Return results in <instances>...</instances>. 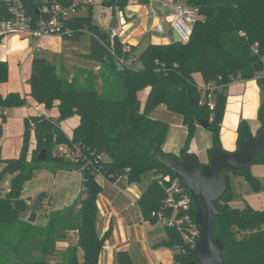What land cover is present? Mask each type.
<instances>
[{"label": "trees", "instance_id": "16d2710c", "mask_svg": "<svg viewBox=\"0 0 264 264\" xmlns=\"http://www.w3.org/2000/svg\"><path fill=\"white\" fill-rule=\"evenodd\" d=\"M130 1L103 0L101 5L115 14L116 11L124 12ZM135 1L142 5L149 3V0ZM174 1L198 10L199 18L187 43L149 44L135 57L136 47L124 45L117 36L111 39V31L93 24L92 7H89V16H74L66 22L72 33L62 39L78 40L88 35L90 51L88 55H81V59L95 63L96 72L76 66L68 70L60 58L57 64L42 57H32L27 80L29 94L26 95L47 111L57 107L58 119L53 121L45 115L26 118L19 156L2 160L0 155V162H3L0 184L5 176L10 177L8 190L3 193L0 187V264H99L109 230L102 237L96 231L97 199L102 192L96 173L111 181L125 177L129 184L140 183L147 173L174 177L157 157L159 154L172 156L162 151L166 123L151 117L160 106L180 115L188 131L178 158L188 154L196 125L201 120L210 123L208 129L214 132V144L208 151L210 160L214 147L219 145L215 135L219 124L211 120L208 108L198 104L200 95L194 75L200 74L205 86L215 83L220 87L215 91L217 113L218 108L225 107V90L231 79L249 80L264 69L261 60L264 58V0ZM23 2L33 20L37 17L36 9L45 3L40 0ZM71 2L48 0L47 3L68 6ZM3 38L0 36V43ZM125 46L127 50H124ZM133 57L135 60L131 65L123 64ZM118 59H123V63ZM135 62L139 63L138 67ZM8 76L7 62L0 61V85L8 81ZM256 81L262 91L257 111L258 133L264 125V76ZM146 88L150 91L142 107L137 95ZM189 93L195 106L189 104ZM26 95L0 93V108L24 107ZM74 116L79 122L68 138L60 124ZM31 132L36 148L27 160ZM250 137L253 136L248 121L241 120L236 131V150ZM59 144L79 146L80 155L74 160L59 156L55 152ZM42 149L47 157L44 162H39L36 157ZM97 156L101 158L97 159ZM253 162L264 164V152L254 157L243 170L223 171L227 176V190L214 203L221 214L213 218L211 233L223 245L224 264L264 263V210L250 207L239 210L229 205L234 198L228 185L230 174L242 175L253 191L264 190V180L260 182L250 172L249 165ZM36 171L51 174L79 172L82 177L79 196L70 205L50 212L43 227L19 218L29 207L22 199L24 186L33 179ZM164 198L163 188L153 180L138 201L142 217L156 221L151 214L163 207ZM37 208L33 206V211ZM195 211L191 203L192 218ZM166 230L168 239L159 246H179L181 251L174 254L173 264H188L193 257L186 250L183 236L175 229ZM71 231L77 232L76 244L59 252L57 244L65 242ZM115 264L135 263L127 251H118Z\"/></svg>", "mask_w": 264, "mask_h": 264}, {"label": "rangeland", "instance_id": "374dc122", "mask_svg": "<svg viewBox=\"0 0 264 264\" xmlns=\"http://www.w3.org/2000/svg\"><path fill=\"white\" fill-rule=\"evenodd\" d=\"M40 1L45 3L48 2V0ZM129 7L135 8L132 3L129 4ZM74 16L87 17L89 16V12L87 9H83L76 12ZM90 16L93 24L99 26L102 29H106L107 31H111V33L116 32L120 38L127 40V42L133 45H136L134 51L135 56H138L142 51H144L146 46L149 44L151 37L157 36V34L154 32L157 24L156 22H154L155 20L150 14L143 13L142 15H140V18L136 16V18L129 19L127 18V12L125 11H116L115 14H113L110 8L98 4L92 7ZM114 17L118 21V27L114 30H109V25ZM157 17L158 19H163L168 24L167 26L162 24L166 29L162 34L165 35L166 33H168L167 28L169 29L170 27L171 21L173 19V14L170 16V18H165L166 16H163L161 14H158ZM128 26H130L129 29L125 30V28ZM131 28L133 30H136L132 32L133 30H131ZM145 28L147 30H150L149 34L147 33L148 37L142 42L135 41V39H137L136 36ZM133 33H135V35ZM126 34H128L127 37ZM12 38L13 36L7 35L2 39L0 43V61L7 62L9 68L8 81L0 85V93L3 95L11 92H16L22 95L25 93L29 94L27 75L29 78L32 60L31 57L33 56L42 57L57 64L60 58L62 59L61 62H63L64 60V63L66 64L68 70H71L72 67L76 66V68H86L96 72L95 68L97 67V65L95 63L81 59V55H88L90 51L88 35H83L78 40H64L62 39V37H51V44L46 48H41L40 52H35L34 54L32 53L35 42L30 37L26 36L20 39L18 38L16 40H13ZM30 54L32 55L30 56ZM138 66L136 64V67ZM236 80L240 81L239 78L232 79L233 82ZM246 82V84H248L247 86H249L250 84H254L258 90L257 92H254L255 95L252 94L251 96H245L244 103H246L247 106H251L252 101L262 99V91L259 89V86L254 78L249 79ZM198 83L200 85V81H198ZM218 88L220 87L218 86ZM145 92L146 89L138 93V99L142 107L144 106L146 101ZM26 100L27 104L24 107H19L21 114L18 115L17 112L13 115L8 113L6 117H0V147H2V160H6L5 158H17L19 156L24 130L23 119H25V117L37 115L38 112H36L37 110H35V108L41 109L44 113H46L47 118L53 121H57L58 119V111L56 107L47 111L42 107V105L33 101V99L29 95H26ZM151 117L154 120L166 123L167 133L164 143L165 148L167 149L166 154H171L172 156L177 157L181 148L186 143L188 135V131L183 125L182 117L178 114L167 111L165 107H159L158 109H156L151 114ZM76 118L71 117L61 122L60 127L66 137H70L73 129L76 127L78 123V119ZM217 135L219 139V145L222 148L220 144L219 131L217 132ZM33 136V132H31L29 138V147L34 144ZM213 138L214 132L210 129H204L200 125H196V127L194 128L193 135L189 141V151L192 150L200 165H204L207 162V141ZM29 154L30 152L28 149L27 160L31 159L28 157ZM2 166L3 162H0V168ZM249 169L252 175L258 178L260 182H263L264 164L253 162L249 165ZM157 177V175L155 176L152 173L143 175L141 182L136 183L138 185L137 190L140 192L144 191L147 185L151 183L152 180H156ZM6 178L7 177H4L0 184L1 192L3 193L8 190ZM122 178L121 181L125 183L126 178ZM81 179L82 177L80 178L77 173H75V175H71L68 172H57L55 174L42 173L39 176L35 177L33 180L25 184L22 192V199H27L31 202L30 206L27 209V212L30 214L33 211V206H35L34 203L38 196L37 193L43 191L46 194L45 205L43 206V208L38 207L35 210V213L37 215L36 223H43V220L46 219L45 217L48 216L50 212L59 210L66 205H69L68 202L72 196L75 197L73 200H75L79 196V194L81 193L82 185ZM96 179L102 182L103 177H101L100 175H96ZM228 185L234 196L233 200H231L229 204L232 208L242 210L246 207H250L254 210H264V190L257 192L253 191L251 187L247 183H245V179L242 175L240 176L230 174L228 176ZM102 194L103 192H101V195ZM43 198L44 197L42 195L41 205L43 202ZM97 224V230L101 233L100 223L97 222ZM262 228L264 229V224L262 225ZM110 236L111 232L109 231L105 239L108 240ZM158 249H161V251L164 253L162 254L164 257L169 256L170 251L175 253L174 247L171 248L166 246H158Z\"/></svg>", "mask_w": 264, "mask_h": 264}, {"label": "crops", "instance_id": "0c3cea01", "mask_svg": "<svg viewBox=\"0 0 264 264\" xmlns=\"http://www.w3.org/2000/svg\"><path fill=\"white\" fill-rule=\"evenodd\" d=\"M130 3H132L135 6V8H130L128 6L125 9V12H127V15H128L127 18L133 19V18H136V16L140 18V15H142L143 13L150 14L155 20L154 22H156L157 25L159 23H162L165 26H167L168 24L163 19H158L157 15L161 14L163 16H166L165 18H170V16L174 13V9L177 5H185L181 2H175L174 0H149V3L146 5H142L136 2L135 0H131ZM138 5H141V6H138ZM117 27H118V21H117ZM129 27L130 26L126 27L125 30H128ZM131 30L133 29L131 28ZM135 30L136 29H134L132 32H134ZM165 30L166 29L164 28V31L162 33H164ZM167 31L168 33L164 35L162 33L160 34L156 32L155 30L154 32L157 34V36L151 37L149 44L172 43L173 42V32L170 30V27L169 29L167 28ZM149 32L150 30H147L146 28L143 29L136 36L137 39H135V41L142 42L148 37ZM135 33L133 34L135 35ZM115 34L124 45L136 47V45H133L127 42V40L120 38L116 32ZM127 36L128 34H126V37ZM12 39L16 40L18 38L13 37ZM51 41H52L51 37H45L41 39L38 42V44L40 48H46L48 45L51 44ZM35 45H36V42H35ZM34 53L35 52H33L32 54ZM32 54H30V56ZM135 57L131 59V62H134ZM136 64L137 66L139 65L138 62H135L134 64L135 67H136ZM95 70H98V67H96ZM27 79H28V75H27ZM194 80L198 88L205 86L200 74H195ZM198 81H200V85ZM246 81L247 80L245 81L236 80L234 82L232 81L225 90L226 104L223 109L222 120L219 124V132H220V144L222 148L225 151L230 152V153L236 151V146H237L236 131H237L238 124L241 120L248 121L252 136H255L257 134V131L260 127V123L257 120V111L260 106L261 99L252 101L251 106H247L246 103H244L245 96H251L252 94L255 95L254 92L258 91L254 84L249 83L250 85L247 86L248 84H246L247 83ZM149 91L150 89L146 88L145 99ZM23 95H26V93ZM160 107L164 108V106H160ZM19 109L20 108H14L11 110H7V109L0 108V117H6L8 113L13 115L16 112L19 115L21 114ZM35 110H37L36 112H38L37 115L35 116H41V115L46 116V113H44L41 109L35 108ZM29 117H25V119ZM74 118H76V116H74ZM76 119H78V122H79V118L77 117ZM33 141H34V144H32V146L29 147V152H30L28 156L29 158H31V155L36 148V142H35L34 136H33ZM213 141H214V138L207 141L208 151L213 147V144H214ZM0 151H1L0 152V155H1L2 147H0ZM162 151L167 153V149L165 148V145H163ZM188 154L195 156L192 150L188 151ZM179 156H180V152L177 157ZM208 162H209V155L207 157L206 164ZM60 172H64V171H60ZM42 173H49V172L36 171L34 173L33 179ZM75 173H77L79 177L81 178V174L79 172H71L70 174L75 175ZM5 177H7L6 178L7 184L9 187L10 177L9 176H5ZM158 179H159V175L156 178V181ZM97 182L101 185L103 194L102 195L100 194L99 195L100 197H98V200H97L98 213H97L96 225H98L97 222L100 223L101 233L98 232L97 227H96V231L100 237H102L108 230L111 232V236L108 238V240L104 242V246L99 255V264H115V254L118 251H127L131 260L135 264H173L174 263L173 252L170 251L169 256L164 257L162 255L164 253L161 251V249H158L159 244L168 239L166 228L157 221L150 222V221L145 220L142 217L141 211L139 209L138 201L146 189L140 192L137 190V186H138L137 184H129L127 181L125 183H123L122 181L115 183V181H111L104 177H103L102 182H100L99 180H97ZM151 182H153V180ZM41 194H45V193L43 191L37 193L38 196ZM74 198L75 197L72 196L69 199V202H68L69 205L74 201L73 200ZM45 200H46V194L43 198V202H42L43 206L45 205ZM29 215L30 214L27 211L22 212L20 213L19 218L23 221L24 220L26 221L28 220ZM36 218H37V215H36ZM36 218L34 222L36 226L43 227L46 225L48 216L45 217L46 219L43 220V223L41 224L36 223ZM76 242H77V232L71 231L68 233V239L65 242H59L57 244V250L59 252H62L68 246L76 244ZM78 255H79V259L81 260L82 258L81 253H79Z\"/></svg>", "mask_w": 264, "mask_h": 264}, {"label": "built area", "instance_id": "2783aa9c", "mask_svg": "<svg viewBox=\"0 0 264 264\" xmlns=\"http://www.w3.org/2000/svg\"><path fill=\"white\" fill-rule=\"evenodd\" d=\"M103 0H72L68 6L55 3H44L36 9V19L33 20L28 14V10L23 0H0V36L11 35L16 38L30 37L36 42L33 52L41 50L38 42L45 37L70 36L72 31L67 27V21L74 17V14L83 9H88L94 5L101 4ZM199 18L198 10L186 5H177L174 9L170 30L175 33L182 43H187L192 34L193 26ZM156 32L162 33L164 26L159 23L155 27ZM115 32L111 33V39L115 37ZM113 46V44L111 43ZM128 47L125 46L124 50ZM114 55L113 49H110ZM264 64V58L261 59ZM123 63V59H118ZM127 66L132 62L128 61ZM264 76V69L257 73L254 79ZM232 82V79H231ZM198 88V87H197ZM219 89L215 83L199 87L198 104L208 108L211 112V120L215 116V91ZM56 154L66 159L74 160L80 155L79 146H68L59 144L55 149ZM97 156V159H100ZM100 175L99 173H96ZM122 177H117L114 181L118 183ZM157 184L163 188L165 198L163 207L151 216L156 219L166 229H175L180 233L187 245L195 244L200 237L201 231L191 215V203L189 192L175 177L159 176ZM30 206V200H24ZM246 233H249L247 231ZM175 253L181 251L179 246H174ZM173 253V255L175 254Z\"/></svg>", "mask_w": 264, "mask_h": 264}, {"label": "water", "instance_id": "95a60500", "mask_svg": "<svg viewBox=\"0 0 264 264\" xmlns=\"http://www.w3.org/2000/svg\"><path fill=\"white\" fill-rule=\"evenodd\" d=\"M117 28V20L112 19L110 30ZM180 38L173 33V43H180ZM189 104L195 106L194 98L188 94ZM223 116V108L220 107L213 121L220 124ZM199 125L208 129L210 123L201 120ZM217 135V134H215ZM218 136V135H217ZM264 152V125L255 136L244 139L240 148L235 152H226L220 145H216L207 164L200 165L197 158L185 154L178 158L159 154L157 157L163 166L172 172L181 185L189 192L190 198L196 208L194 221L199 226L201 234L195 244L187 245L186 250L192 255L193 260L188 264H224L222 259V243L212 237L211 228L213 218L219 216L221 211L215 206L227 190V176L224 170H243L257 155ZM44 149L40 151L36 159L39 162L46 160ZM42 195L37 196L34 205L41 206ZM35 211L28 217V222L34 223ZM264 264V263H263Z\"/></svg>", "mask_w": 264, "mask_h": 264}]
</instances>
